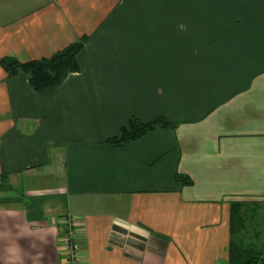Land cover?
Listing matches in <instances>:
<instances>
[{"label":"crops","instance_id":"1","mask_svg":"<svg viewBox=\"0 0 264 264\" xmlns=\"http://www.w3.org/2000/svg\"><path fill=\"white\" fill-rule=\"evenodd\" d=\"M83 36L50 90L0 67V264H66L62 215L79 264H226L264 202V0H0V58ZM132 116L170 126L106 143Z\"/></svg>","mask_w":264,"mask_h":264},{"label":"trees","instance_id":"2","mask_svg":"<svg viewBox=\"0 0 264 264\" xmlns=\"http://www.w3.org/2000/svg\"><path fill=\"white\" fill-rule=\"evenodd\" d=\"M86 41L87 37L83 36L52 55L26 61L3 56L0 58V67L7 76L21 71L33 91L44 92L59 85L67 73L79 69L78 55ZM168 126H170L169 122L162 117L144 122L136 116H132L126 125L120 127L118 135L107 138L105 142L113 146H120L141 137L149 130ZM0 177L5 178L4 175H0ZM175 177L178 180L184 179L182 176L176 175ZM184 182L188 183L189 180L186 179ZM253 204V207H248V202L232 201L230 203L226 264H264V230L256 226L254 219L259 203L254 202Z\"/></svg>","mask_w":264,"mask_h":264},{"label":"built area","instance_id":"3","mask_svg":"<svg viewBox=\"0 0 264 264\" xmlns=\"http://www.w3.org/2000/svg\"><path fill=\"white\" fill-rule=\"evenodd\" d=\"M58 221V229L63 247V259L66 264H79L77 244L75 241L74 219L71 216L62 215Z\"/></svg>","mask_w":264,"mask_h":264},{"label":"rangeland","instance_id":"4","mask_svg":"<svg viewBox=\"0 0 264 264\" xmlns=\"http://www.w3.org/2000/svg\"><path fill=\"white\" fill-rule=\"evenodd\" d=\"M256 210H258L257 213L254 215L256 226L260 228L261 230H264V202H261L256 208ZM263 243H264V240H263Z\"/></svg>","mask_w":264,"mask_h":264}]
</instances>
